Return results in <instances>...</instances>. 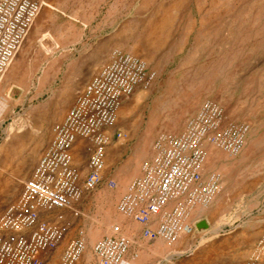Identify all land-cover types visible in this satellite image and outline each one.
<instances>
[{
  "label": "rangeland",
  "instance_id": "obj_1",
  "mask_svg": "<svg viewBox=\"0 0 264 264\" xmlns=\"http://www.w3.org/2000/svg\"><path fill=\"white\" fill-rule=\"evenodd\" d=\"M38 1L44 5L29 35L51 7L43 20L54 33L62 22L61 12L76 21L96 22L102 31L111 29L112 51L139 56L155 72L151 83L139 85L120 107L111 133L121 132L122 137L113 136L107 148L103 183L84 192L79 214L71 217L73 227L49 264L58 263L61 250L79 230L89 248L112 224L132 235L134 243L124 259L132 264H243L264 231V0ZM48 35L40 37L45 49L53 47ZM35 60L34 55L27 66ZM39 81L37 77L35 88ZM60 81H50L58 99L65 97ZM50 88L35 99L34 94L12 98L9 89L0 96V205L22 186L11 178L16 154L10 129L17 123L25 132L20 120L32 117L38 105L57 113L69 104L52 100ZM206 100L219 103L228 121L248 125L245 146L237 155L208 146L205 171L217 172L222 179L219 194L198 216L209 227L199 231L197 221L171 245L143 239L140 226L117 210L118 201L151 157L155 138L181 133ZM146 138L150 143L144 147ZM73 157L82 168L84 151H74ZM167 248L181 253L168 260L169 253L163 254Z\"/></svg>",
  "mask_w": 264,
  "mask_h": 264
},
{
  "label": "built area",
  "instance_id": "obj_2",
  "mask_svg": "<svg viewBox=\"0 0 264 264\" xmlns=\"http://www.w3.org/2000/svg\"><path fill=\"white\" fill-rule=\"evenodd\" d=\"M44 3L0 0V83L28 37ZM155 72L139 56L114 49L76 93L65 116L52 126V136L18 197L0 212V264H49L67 239L72 216L84 192L103 183L106 152L123 102L139 85L148 86ZM248 125L228 121L223 107L204 101L179 134L161 133L140 174L128 184L117 210L140 226V236L175 243L192 230L219 194L217 172H206L208 146L231 156L240 153ZM86 155L81 168L73 152ZM134 243L121 225L112 224L87 247L79 230L61 250L57 264H122ZM243 264H264V231Z\"/></svg>",
  "mask_w": 264,
  "mask_h": 264
},
{
  "label": "crops",
  "instance_id": "obj_3",
  "mask_svg": "<svg viewBox=\"0 0 264 264\" xmlns=\"http://www.w3.org/2000/svg\"><path fill=\"white\" fill-rule=\"evenodd\" d=\"M50 9L41 14L42 22H39V26L35 27L33 33L28 35L19 54L15 57L1 82L3 85L1 86L0 96L2 92L9 89L12 98L19 94L26 97L34 94L33 99H35V96L41 94L45 87L50 88L52 86L50 81L52 78L57 77L61 79L60 83L65 97L58 99L54 93L56 89L50 88V94L54 96L52 100L69 103L62 105L57 113L47 107L38 105L33 108L32 117L20 120L22 122L20 125H22L25 132L21 131L22 129L17 126V123L13 129L15 133L10 129V145L11 147L14 145L16 154L11 178L21 184L30 176L42 151L48 145L52 136L53 124L65 116L78 90L97 72L113 49L111 29L104 28L102 31L98 29L96 22L79 20L78 22L65 12H61L62 22L58 24L57 32L54 33L49 24L43 20L45 16H50L52 11ZM99 28H103L102 23H100ZM44 32H48V36L53 42L51 49H45L40 45V37L43 36ZM34 55L37 60L28 63L27 66V62H31V57ZM37 77H40V81L37 82L39 87L35 88L33 83ZM15 90L16 93L14 94ZM149 143L148 138L144 139V147H147ZM21 189L22 186L16 194L4 198L0 206L4 209L14 201L20 194ZM161 245L162 243L158 242L156 246L160 248ZM164 253H169L167 259L170 260L181 252H174L173 249L167 248L163 249ZM122 264L132 263L124 260ZM182 264L189 263L183 262Z\"/></svg>",
  "mask_w": 264,
  "mask_h": 264
},
{
  "label": "water",
  "instance_id": "obj_4",
  "mask_svg": "<svg viewBox=\"0 0 264 264\" xmlns=\"http://www.w3.org/2000/svg\"><path fill=\"white\" fill-rule=\"evenodd\" d=\"M14 93H16V90ZM195 226L199 231L207 229L209 227L208 223L205 220L198 221Z\"/></svg>",
  "mask_w": 264,
  "mask_h": 264
},
{
  "label": "bare ground",
  "instance_id": "obj_5",
  "mask_svg": "<svg viewBox=\"0 0 264 264\" xmlns=\"http://www.w3.org/2000/svg\"><path fill=\"white\" fill-rule=\"evenodd\" d=\"M213 155V154H212ZM209 156V155H208ZM208 159V158H207ZM124 262V261H123Z\"/></svg>",
  "mask_w": 264,
  "mask_h": 264
}]
</instances>
